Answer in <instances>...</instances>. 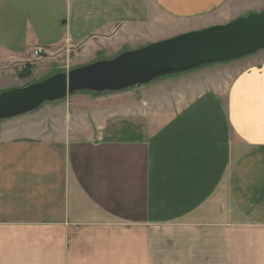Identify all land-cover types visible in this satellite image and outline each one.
Returning <instances> with one entry per match:
<instances>
[{"label": "crops", "instance_id": "1", "mask_svg": "<svg viewBox=\"0 0 264 264\" xmlns=\"http://www.w3.org/2000/svg\"><path fill=\"white\" fill-rule=\"evenodd\" d=\"M262 8L0 0V88L19 86L36 46L57 56L95 38L141 47ZM242 60L229 78L225 65ZM42 63L52 65L29 66ZM205 65L10 118L0 134V264H264V49Z\"/></svg>", "mask_w": 264, "mask_h": 264}, {"label": "water", "instance_id": "2", "mask_svg": "<svg viewBox=\"0 0 264 264\" xmlns=\"http://www.w3.org/2000/svg\"><path fill=\"white\" fill-rule=\"evenodd\" d=\"M264 49V10L124 50L0 93V120L36 110L76 91H122L205 64L237 60Z\"/></svg>", "mask_w": 264, "mask_h": 264}, {"label": "rangeland", "instance_id": "3", "mask_svg": "<svg viewBox=\"0 0 264 264\" xmlns=\"http://www.w3.org/2000/svg\"><path fill=\"white\" fill-rule=\"evenodd\" d=\"M238 10L236 11H242L245 13L246 10H250L254 9L253 7H246V8H237ZM264 9V8H262ZM258 10L254 11L257 12ZM237 14V13H236ZM235 13L233 15H229L230 17H233L236 15ZM247 14V13H246ZM233 19V18H231ZM229 19V20H231ZM228 20V21H229ZM150 43V42H149ZM141 43L139 41H133V42H127V43H123L122 45H120L119 47H115V45H105V44H101L100 39L95 38L88 46H82V47H74L72 49L69 48V46H64L63 49L61 50V54L60 56H57L58 54H56L55 52L53 53V50H49V52H47L46 54H44V56L40 57V58H33L31 57V55H28L26 52V62L23 63L20 67L19 70L17 72V76L19 79V86H22V84H28L29 81H38L41 79H44L47 76H50L58 71H68L74 67L80 66V65H84L87 64L89 62L98 60V59H108L111 58L115 55H117L118 53L127 50V49H132L134 47H137L138 45H140ZM148 44V43H147ZM146 45V44H145ZM31 50V49H29ZM48 58V59H47ZM57 60L59 61L57 63ZM42 62V61H47V62H51V66H49L47 63L45 64H41L40 67H37V69H35V71L31 70V66L30 62ZM227 62V61H224ZM216 63V62H215ZM221 63V62H219ZM223 63V62H222ZM246 64L245 60L242 61H238L236 63H231L230 67L229 65H225V73L229 71V78L243 65ZM208 65H202L201 67H206ZM194 70V69H193ZM224 70V69H223ZM189 71V70H188ZM185 71V72H188ZM223 73V75L225 74ZM173 76V75H172ZM226 77V76H225ZM228 78V77H226ZM164 76L163 77H159L156 78L154 81H152V83L154 82H158L160 80L163 81ZM127 90V89H126ZM3 88H0V93L3 92ZM76 92H85L86 94H90L92 96H99V95H113L116 94V91H112V92H103V93H96V92H91V91H87V90H82V91H76ZM120 94H125V93H120ZM66 100V99H65ZM102 113V112H99ZM99 117L100 115L97 114ZM16 123V121L12 120V119H6V120H0V134L7 128H12L14 126V124Z\"/></svg>", "mask_w": 264, "mask_h": 264}, {"label": "built area", "instance_id": "4", "mask_svg": "<svg viewBox=\"0 0 264 264\" xmlns=\"http://www.w3.org/2000/svg\"><path fill=\"white\" fill-rule=\"evenodd\" d=\"M47 52H49V50L41 46H36L31 50H26V53L28 55H31V57L33 58H40L44 56V54H46Z\"/></svg>", "mask_w": 264, "mask_h": 264}]
</instances>
